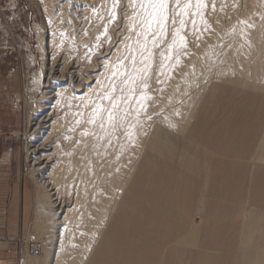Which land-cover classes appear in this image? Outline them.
I'll use <instances>...</instances> for the list:
<instances>
[{
    "label": "bare ground",
    "instance_id": "obj_1",
    "mask_svg": "<svg viewBox=\"0 0 264 264\" xmlns=\"http://www.w3.org/2000/svg\"><path fill=\"white\" fill-rule=\"evenodd\" d=\"M59 1L34 0L44 73L28 171L50 248L29 264H264V0H208L207 26L188 24L163 74L157 54L145 109L121 105L115 129L87 120L106 65L137 47L132 9L121 0L109 23L112 0Z\"/></svg>",
    "mask_w": 264,
    "mask_h": 264
},
{
    "label": "rangeland",
    "instance_id": "obj_2",
    "mask_svg": "<svg viewBox=\"0 0 264 264\" xmlns=\"http://www.w3.org/2000/svg\"><path fill=\"white\" fill-rule=\"evenodd\" d=\"M60 4L66 5L67 1L61 0ZM71 6L74 11V5ZM42 24L40 10L34 0H0V233L3 231L5 209L14 194L25 197L30 202L31 211L25 219L23 239L16 245V250L22 254L20 264H29L34 257L39 259L50 248L48 233L34 223L35 179L29 175L27 151L29 121L34 119L33 97L36 94L32 90V82L44 73L41 71L44 66ZM234 101L236 97L230 98L229 105L223 109L234 110ZM221 115L213 118V122L221 120ZM235 196L232 194L223 207L228 206ZM193 219L199 220L198 216ZM31 248L37 249L35 256L31 255Z\"/></svg>",
    "mask_w": 264,
    "mask_h": 264
},
{
    "label": "snow or ice",
    "instance_id": "obj_3",
    "mask_svg": "<svg viewBox=\"0 0 264 264\" xmlns=\"http://www.w3.org/2000/svg\"><path fill=\"white\" fill-rule=\"evenodd\" d=\"M120 4L121 0H112L109 23H115L118 19L117 9ZM125 7L132 9L130 16L125 12L130 32L125 39L131 41L132 36L135 35L134 43L137 47H133L132 43H125L123 52L126 55L118 56L115 64L106 65L109 69L108 84L106 87L101 85L102 91L98 94V102H92L91 115L87 120L89 124L99 122L101 129L106 125L115 129L122 123L125 116L130 113L125 107L124 115H121V105H130L133 99L138 105L137 115L140 110L145 109V102L150 99L147 89L150 87V73L155 57L158 54L161 58L159 64L161 74L163 69L169 66L166 61L174 59L175 65L180 63L179 55L176 53L177 50L187 49V26L191 23L195 29L196 17H199L200 23L207 26L205 11L209 7V2L208 0H128ZM211 7L215 9L214 2ZM104 35L111 42L107 27L104 28ZM157 49L161 50L157 53ZM117 77L119 80L116 79ZM77 123L80 121L78 120ZM127 134L131 137L132 132L129 131ZM84 135L88 133L85 132Z\"/></svg>",
    "mask_w": 264,
    "mask_h": 264
},
{
    "label": "crops",
    "instance_id": "obj_4",
    "mask_svg": "<svg viewBox=\"0 0 264 264\" xmlns=\"http://www.w3.org/2000/svg\"><path fill=\"white\" fill-rule=\"evenodd\" d=\"M30 211V202L15 193L4 213L3 231L0 233V264L21 263L22 254L18 253L16 245L23 239L25 219L29 217L28 212Z\"/></svg>",
    "mask_w": 264,
    "mask_h": 264
},
{
    "label": "built area",
    "instance_id": "obj_5",
    "mask_svg": "<svg viewBox=\"0 0 264 264\" xmlns=\"http://www.w3.org/2000/svg\"><path fill=\"white\" fill-rule=\"evenodd\" d=\"M37 252L38 251L35 248H31V250H30L31 255H33V256H35L37 254Z\"/></svg>",
    "mask_w": 264,
    "mask_h": 264
}]
</instances>
